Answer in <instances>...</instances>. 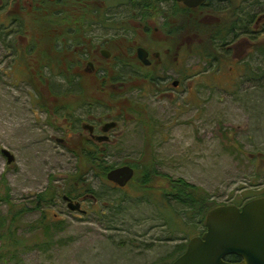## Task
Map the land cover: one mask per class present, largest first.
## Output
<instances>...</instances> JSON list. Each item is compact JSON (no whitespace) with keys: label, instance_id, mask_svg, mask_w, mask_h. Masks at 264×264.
Returning <instances> with one entry per match:
<instances>
[{"label":"rangeland","instance_id":"374dc122","mask_svg":"<svg viewBox=\"0 0 264 264\" xmlns=\"http://www.w3.org/2000/svg\"><path fill=\"white\" fill-rule=\"evenodd\" d=\"M259 11L264 13V0ZM25 28L31 36L15 38V48L8 37L0 39V235L16 230L20 241L15 248V243L0 239V264H172L178 248L206 230L201 219L211 205L237 204L264 194L261 57L240 69L238 62L247 54L239 45L232 48L238 49L236 54L231 52L216 65L204 58L206 54L187 51L185 44L178 60H166L179 68L166 74L179 79L177 89L164 84L163 91L138 79L127 86V101L111 103L96 84H85L89 96L110 102L109 113L100 107L96 119L123 114L111 132L114 148L108 160L129 159L139 168L123 188L90 172L88 182L102 198L97 203L86 199V213L71 211L63 193L81 169L72 153L80 142L73 139L64 145L57 138H68L61 104L74 107L77 96L51 91L47 79L54 80L55 90L67 85L59 86L60 76L41 69V58L75 65V41L59 52L52 36L43 35L37 26ZM131 29L130 37L137 35L142 42V27L134 23ZM161 36L152 33L156 42ZM259 43L264 45V35ZM197 45L203 50L204 43ZM67 74L62 77L68 81ZM131 106L133 112H124ZM2 148L15 155L11 164ZM143 177L150 180L144 187L139 182ZM177 179L197 186L195 209L165 198ZM53 190L59 193L54 201L35 207L38 194ZM17 212L21 214L15 221ZM43 213L49 219H43Z\"/></svg>","mask_w":264,"mask_h":264},{"label":"flooded vegetation","instance_id":"af4514ba","mask_svg":"<svg viewBox=\"0 0 264 264\" xmlns=\"http://www.w3.org/2000/svg\"><path fill=\"white\" fill-rule=\"evenodd\" d=\"M250 7L251 18L245 12ZM261 20H264V15L260 16L258 0H203L195 6H189L183 0H0V39L8 37L12 47L15 48V38L23 40L31 36L25 28L27 25L37 26L43 35L47 33L52 36L63 52L66 50L63 42H76L72 52L78 57L77 64L63 65L60 63L62 59H53L51 67H44L49 75L60 76L61 84H56L67 87L76 85L78 90L76 106L71 107L68 102L61 104V109H64V105L71 107L64 120V131L68 138H57L64 145L74 139L80 143L84 140L97 144L108 142L113 146L111 132L118 127L123 114L108 115L109 119L104 121L100 117L98 121V108H104L109 113L111 107L107 102L125 99L127 86L138 79L147 86L163 91L166 89L164 84L179 88V79L173 80L166 75L171 69H179L175 65L177 63L168 65L166 60H178V55L186 50L195 52L198 47L196 43H209L213 53L221 58L231 52L236 54L238 49L234 52L232 48L241 45L242 52L247 56L239 60L238 67L244 69L250 66L251 59L264 53L259 43V37L264 35ZM134 23L142 27V42H138L135 34L133 38L130 37ZM234 23H237V28H232ZM153 32H160L162 41H154ZM228 33L233 38L228 44L221 45L220 52L216 51L211 44L213 36H227ZM139 47L147 50L148 63L139 58ZM62 73H68L72 80H65ZM175 81H178L177 86L174 85ZM46 84L55 85L49 79ZM85 84H96L105 91L104 95L109 101L89 96ZM126 108L124 112H133L131 107ZM110 121H115L116 126L103 132V126ZM99 135H107L108 139L99 141ZM260 196L264 195L250 199ZM250 199L235 205L241 207ZM72 200L79 201L85 209L84 198Z\"/></svg>","mask_w":264,"mask_h":264},{"label":"water","instance_id":"95a60500","mask_svg":"<svg viewBox=\"0 0 264 264\" xmlns=\"http://www.w3.org/2000/svg\"><path fill=\"white\" fill-rule=\"evenodd\" d=\"M195 6L203 0H183ZM138 56L148 63L147 50L138 48ZM178 85V81L174 82ZM116 126L115 121L105 123L102 130L108 132ZM99 141H106L107 135H99ZM2 154L11 164L15 155L7 148ZM135 175V169L124 164L110 169L107 179L119 187L126 186ZM71 211L86 213L79 201L64 195ZM206 230L188 241L187 248L172 264H264V196L256 197L239 207L235 204H222L209 209L205 216ZM235 254L239 261H228L226 256Z\"/></svg>","mask_w":264,"mask_h":264},{"label":"trees","instance_id":"16d2710c","mask_svg":"<svg viewBox=\"0 0 264 264\" xmlns=\"http://www.w3.org/2000/svg\"><path fill=\"white\" fill-rule=\"evenodd\" d=\"M258 3L261 6L262 0H258ZM251 11H252V8L248 11L249 18H251V16H252ZM262 15H264V13H260V16H262ZM237 27H238L237 23H234V25L232 26V28H237ZM232 38L233 37H232L231 33H228L227 36L222 35L221 37L216 34L213 36L211 44H213L215 46L216 51L220 52L222 50L221 45L228 44L229 40H231ZM208 44L209 43H207L206 45L204 44V46H203L204 48L201 51H198L200 48L197 47L195 49V52L199 53L200 55L206 54V55H204V58L208 59V61L215 62L216 65L220 64V62L222 61V58L220 56H216L213 53V51H214L213 48ZM64 46H65V48H67V50L69 49L67 42ZM207 46L210 48H208ZM55 49H57V50L61 49L59 47L58 41H56ZM261 50H264L263 46L261 47ZM61 51L62 50H60L59 52H61ZM261 55H262L261 56L262 65L259 68L260 69L259 72H261V75H262L261 78H264V53H262ZM41 64H42L41 69L44 70V67L46 65L51 67L52 60L46 58V56H42ZM68 65L70 66L71 64L69 63ZM42 75H48V74H42ZM67 78H68L69 82L72 80V79H69V76ZM51 84H55L54 80H51ZM53 86H50V88L52 89L51 91L55 94H60V95H65V96H69L70 94H72V95L77 96L78 90H77L76 85H74L73 87H66L64 90H55V86L54 87ZM68 105H70V104L68 103ZM68 105H64L65 107H63L64 112L66 111V113H67L68 109L71 108ZM131 108L134 111L135 108L133 106H131ZM72 110L73 109H71V111ZM72 114H74V113H72ZM112 148H114V146H112L111 143H108V142H104L102 144H97L95 142H92L91 140L90 141L84 140L82 143H80V145L78 146L77 149L72 150V153L75 154L76 157H78L79 162L81 163V165L79 166V167H81V169H77V171H75L73 173L71 178L75 180L74 184H71V186H69L65 189V191L63 193V199H64V195H67V196L71 197L72 199H74V198L75 199L84 198L85 200L86 199H92L91 201H93L94 203H97L98 200H101L102 196L99 193H97V191L94 190V188L92 187L93 186L92 182H90V183L88 182V175L90 172H92L94 174H98V175L102 176L103 178H107L108 171L110 169L116 167L117 165L130 164L131 166L134 167L135 171L139 168V165L137 163H134V162L130 161L129 159L126 161H123L121 163H111L108 160V156L110 155ZM145 166L148 167L147 165H145ZM149 181H148L147 177L146 178L143 177L142 179H139L140 185L142 187L147 185L149 183ZM80 182H82V183H80ZM115 186H117V185H115ZM117 188H118V186H117ZM197 189L198 188L195 184L184 181L183 179H177V180H173V186H172L173 191L172 192H165L164 196L166 199H172L171 197H173V198H175L176 202H178V203H183V204L188 203L192 209H195L196 205L199 203L198 199L196 198V195H195V192L197 191ZM193 192H194V194H193ZM58 194L59 193L57 192V190H56V192L53 190V192H43V193L38 194L36 196V200H35V202H36L35 207H39L41 203H50V202L54 201L56 199V197L58 196ZM170 195H172V196H170ZM259 195H264V194L260 193ZM256 196H258V195H256ZM202 206L205 207L204 204ZM215 206H217V205L213 204L210 206L209 209H211ZM101 211H103V208H101ZM20 214L21 213H18V212L15 213V216H14L15 218H13V220L15 219V221H17ZM205 216L202 217V219H201L202 221L205 220ZM43 219H49V217H47L45 215V213H43ZM167 221L169 223H172V221H174V218H173V220L169 219ZM178 225H180V224H178ZM49 228L50 227H47L48 231H49ZM48 231H45V232L48 233ZM15 234H16V230H15V232H13V230L9 229V231L6 234L0 235V239L5 238L8 240L9 243H15V248H17L20 241L18 240V238L15 237ZM5 243L6 242L4 241L3 245H5ZM186 248H187L186 243L181 245L178 248L179 255H181L185 251ZM225 259L228 261H239L241 258L238 255L231 254V255L226 256Z\"/></svg>","mask_w":264,"mask_h":264}]
</instances>
